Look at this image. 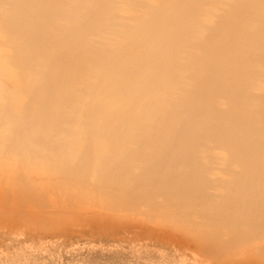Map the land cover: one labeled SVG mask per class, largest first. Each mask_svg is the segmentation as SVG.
Instances as JSON below:
<instances>
[{"label": "rangeland", "instance_id": "rangeland-1", "mask_svg": "<svg viewBox=\"0 0 264 264\" xmlns=\"http://www.w3.org/2000/svg\"><path fill=\"white\" fill-rule=\"evenodd\" d=\"M173 1L59 0L57 17L53 20L57 29L48 33V27L44 37L42 34L35 41L45 48L25 55L24 66L22 59H15L24 55L10 46L9 41L13 39L6 40L0 19V264H197L201 259L205 264L214 256L226 261L256 257L257 263L264 264V144L246 145L244 156H240L233 154L226 144L214 143L203 136L193 145L194 167L190 172L194 180L188 189L180 190L173 185L152 192L142 187L132 188L125 181H113L110 174V169L126 152L147 153L149 142L156 141L160 134L169 135L166 139L171 141L173 137L190 134L174 132L178 121H171L172 125L165 130L159 129L164 112V107H159L148 118V125L140 127H133L139 123L135 119L128 120L129 127H123L124 122L118 117L107 119L102 141L97 131L99 115L92 116L94 129L91 118L83 112L91 103L87 101L90 95L77 89L82 88L80 84L62 85L56 81L41 87L45 77L51 76L54 80L55 71L49 65L56 57L53 52L57 43L70 40L75 45L100 46L99 41L109 39L117 43L137 32L136 28L142 26L140 20L152 17L154 8ZM241 1L196 0L194 5L199 10L186 38L204 39L213 25L225 17L232 18L224 12ZM248 1L258 2L264 8V0ZM2 2L0 11L4 12L9 5L8 1ZM34 5L35 1H30L28 8ZM76 21L87 23L89 31ZM235 24H247L254 29L260 25V19ZM218 39L225 40V37ZM189 49L193 54H201L202 50L199 46ZM182 50L178 52L179 62L186 63L188 49ZM246 50V62L231 79L239 77L247 83L237 86L239 92L245 90L246 96L237 94L234 98L250 103L254 121L249 123L257 126L264 121L258 113L259 103L264 101V62L256 44L252 43ZM106 53L107 57L112 56L109 51ZM176 72L186 74L178 68ZM180 82L192 83L183 77ZM172 88L176 90L178 85ZM44 89L53 96L47 104L61 112L62 117L49 119L35 113L40 103L45 104L37 95ZM63 89L72 93L68 99L57 94ZM214 103L220 111H226L230 105L222 96ZM29 110H33L32 114ZM27 120L36 123L34 128L43 129L40 135H45L46 142L30 140L28 134L33 130L24 125ZM200 122L201 126L208 127L222 123L223 119ZM44 123L53 125L44 127L41 125ZM214 131L221 133L219 128H212L211 132ZM21 137L29 140L24 143ZM257 137V132L249 131L250 141ZM183 143L182 139L175 140L182 151L173 157L184 153ZM86 145L92 147L88 151L92 156L87 169L80 170L87 160L81 155ZM251 152L257 156L250 162L248 153ZM173 154V151L169 154L166 168L172 175L186 176L184 161L173 159ZM237 160L243 166L251 163L254 170L248 173L251 172L253 182L244 177L242 164ZM77 163L79 168H73ZM141 167L135 162L127 167L126 173H138ZM235 181L243 182L248 189L233 190L229 185ZM251 192L254 194H246ZM129 196L137 201L130 202ZM225 205H232L233 209L223 211ZM245 207L257 212L252 219L259 217L263 222H233ZM204 226L210 230L208 240L215 241L208 247L217 248L216 255L202 250V241L207 235L202 233Z\"/></svg>", "mask_w": 264, "mask_h": 264}, {"label": "bare ground", "instance_id": "bare-ground-1", "mask_svg": "<svg viewBox=\"0 0 264 264\" xmlns=\"http://www.w3.org/2000/svg\"><path fill=\"white\" fill-rule=\"evenodd\" d=\"M2 1H8L9 6L4 12L0 11L1 29L7 41L12 37L13 40L9 41L10 46L21 53V56L24 55L19 59L15 57L19 61L22 59L20 62L24 66L25 55L31 54V52L37 53L41 51L40 47H43V45L39 46V43L35 44V41L40 39L42 34L44 37L48 27H50L48 33L57 29L54 28L53 20L57 17L55 11L59 7V0H0V2ZM30 1H35V5L28 8ZM195 1L174 0L164 7L154 8L155 14L152 17L140 20L142 26L136 28L137 32L134 31L128 37H123L122 41L117 43H112L115 40L109 39L99 41L100 46H94L92 43L75 45L74 41L67 40L62 44L54 45L53 53H56V57L49 65V68L55 71L54 80L51 76L45 77V82L41 83V87L46 88L56 81L62 85L80 84L82 88H77L79 92L85 90V93L90 95L87 101L91 103V106L84 109L83 112L88 114L89 119L91 118V127L94 129L92 116L99 115L100 122H98L99 129L97 131H99L100 140L104 137L103 127L106 125L107 119L118 117V120H123V127H129V121L135 119L139 123L134 124L133 127H140L141 124H147L148 118H152L153 112L159 107H164V112L161 114L163 122L160 121L159 129L165 130L169 128V125H172L171 121H178V127L173 128L174 132L190 134L173 137L172 141L169 138L166 139L169 135L160 134L156 141L149 142L150 150L147 153L126 152L122 160H118V164L110 169L113 181H125L132 188L142 187L149 192L162 191L172 185L177 189L185 190L194 180L191 177L193 172H190L194 167L193 145L201 137L209 138L214 143H224L225 147H230L233 154L240 156H244L242 153L245 154L243 149L246 145L264 144V121L257 126L253 122L249 123V121H254V113L249 108L250 103L246 101H241V103L234 98L237 94L246 96L245 90L242 89L239 92L237 86L243 87L247 83L239 77L231 79L240 70V65L246 62L248 53H244V51L247 52L246 47L252 43L257 45L259 56L264 62V15L261 14L264 12V8L258 2L249 3L248 0L236 2L231 9L224 12L230 14L232 18L221 19V22L210 28L211 32L204 39L190 41L186 37L193 28L192 25L195 21L193 19L199 10L194 5ZM250 19L255 21L260 19V25L252 29L247 24H235L236 21L247 22ZM77 24L87 27L88 30L87 23L79 22ZM219 37H225V40H219ZM195 46L202 48L201 54H193L194 52L189 49ZM182 49H188V54H186L188 57H184L186 63L179 62L181 58L178 56V52ZM108 51L112 56H106ZM115 53L117 54L115 55ZM87 62H91L92 65H88ZM177 68L186 71V74H178ZM182 77L188 78L192 82L191 85L180 82ZM228 79L231 80L227 81ZM176 85L178 88L173 90L172 86ZM57 94H60L59 96L63 99L65 97L68 99L67 97L72 95L64 89ZM37 95L45 101V104L40 103L36 108V114L49 119L62 117L61 112L47 104V101L53 97L52 93L44 89L42 92H37ZM221 96L230 102L226 111H220L215 106L214 100ZM259 106L258 113L264 120V101L260 102ZM32 111L29 110L28 113L32 114ZM219 119H223V122L210 124L208 127L200 125V121ZM24 125L33 130L32 134L31 132L28 134L30 140L36 142L46 140L45 135H40L43 133V129L34 128L36 125L34 121L27 120ZM41 125L50 127L53 124L44 123ZM212 128H219L221 133L211 132ZM249 131L257 132V139L250 141L248 139ZM195 132L203 135H196ZM21 139L24 143L29 140L28 137H21ZM179 139H182L186 144L183 143L184 153L173 157L182 151L175 144V140ZM91 148L89 145L83 146L81 155L87 160L83 161L80 170H86L89 166L88 160L92 155L88 154V151ZM172 151L173 159L184 161L186 176H179L177 173L172 175L169 168H166L165 162L169 160V154ZM248 154L250 162L257 156L253 152ZM141 158L144 159L140 160ZM233 158L237 159L236 156ZM237 161L242 164V173L248 179L247 181L253 182L251 172L248 173V171L254 170L251 163H245V169L244 163L240 160ZM135 162L142 165L140 171L132 175L127 174V167ZM55 163H58L57 159ZM79 166L80 164L77 163L73 168H79ZM245 171H247L246 174H244ZM203 184L199 183L202 186ZM229 186L233 190L238 189L239 192H242V189L244 191L248 189V186L243 182L237 183V181ZM201 188L203 190V187ZM252 193L254 194V192L246 194L251 195ZM129 201L135 203L137 199L130 197ZM149 202L151 203L150 200ZM227 209H233V206L225 205L223 211ZM237 214L238 218L233 219V222L237 224L252 223V221L259 223L260 221L259 217H257L258 220L251 218L252 215L257 214L251 207H245ZM206 228L207 226H204L202 231L203 234L207 233L205 240L202 241V250L216 255L218 249L208 247L215 241L208 240L210 230ZM203 261L201 259L197 264H202ZM257 261L256 257L226 261L214 256L207 262L205 261V264H259Z\"/></svg>", "mask_w": 264, "mask_h": 264}]
</instances>
